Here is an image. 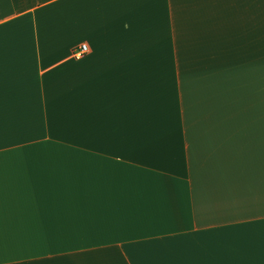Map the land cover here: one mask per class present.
<instances>
[{
	"label": "crops",
	"instance_id": "crops-1",
	"mask_svg": "<svg viewBox=\"0 0 264 264\" xmlns=\"http://www.w3.org/2000/svg\"><path fill=\"white\" fill-rule=\"evenodd\" d=\"M260 85L264 0H0V264H264L210 242L264 219V115L198 95Z\"/></svg>",
	"mask_w": 264,
	"mask_h": 264
},
{
	"label": "rangeland",
	"instance_id": "rangeland-1",
	"mask_svg": "<svg viewBox=\"0 0 264 264\" xmlns=\"http://www.w3.org/2000/svg\"><path fill=\"white\" fill-rule=\"evenodd\" d=\"M261 81L262 79L260 78ZM193 93H195L194 90ZM198 95L200 100L203 99L206 102L202 101L200 113L238 115L240 131L249 130L257 133L258 130H261L262 124L257 119L253 123L244 122L243 120L245 116L264 115V86H205L204 92L202 86H200ZM247 137L250 139L251 135H247ZM252 137H254L255 144H257L259 136ZM255 210L256 215L264 213V203L255 202ZM254 221L253 225L248 226L247 234H239L236 237L229 233L217 236L216 240L213 239L210 242L220 243L224 246V251H222L224 257H264V219H255ZM247 246L253 248L249 254L246 252ZM236 247H238L239 251L233 252L231 249ZM240 249L244 250L240 251ZM237 253L239 254L238 256H236Z\"/></svg>",
	"mask_w": 264,
	"mask_h": 264
},
{
	"label": "built area",
	"instance_id": "built-area-1",
	"mask_svg": "<svg viewBox=\"0 0 264 264\" xmlns=\"http://www.w3.org/2000/svg\"><path fill=\"white\" fill-rule=\"evenodd\" d=\"M87 52V46L85 44L81 45L79 50L77 52H75V56L76 57H80L83 54H85Z\"/></svg>",
	"mask_w": 264,
	"mask_h": 264
}]
</instances>
